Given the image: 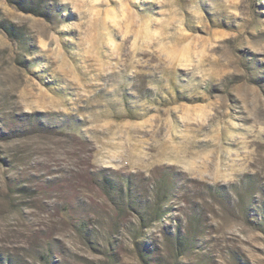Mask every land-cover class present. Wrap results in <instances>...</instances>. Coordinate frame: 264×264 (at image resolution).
I'll return each instance as SVG.
<instances>
[{
  "label": "rangeland",
  "instance_id": "1",
  "mask_svg": "<svg viewBox=\"0 0 264 264\" xmlns=\"http://www.w3.org/2000/svg\"><path fill=\"white\" fill-rule=\"evenodd\" d=\"M0 264H264V0H0Z\"/></svg>",
  "mask_w": 264,
  "mask_h": 264
},
{
  "label": "trees",
  "instance_id": "2",
  "mask_svg": "<svg viewBox=\"0 0 264 264\" xmlns=\"http://www.w3.org/2000/svg\"><path fill=\"white\" fill-rule=\"evenodd\" d=\"M105 183H106L105 184L106 188L109 191L116 193V189H118V188H117V185L112 182V180H106ZM118 187H119L120 191H122V193L120 194V197L122 199H124L125 197L130 198V191L128 189L125 192V191H123L124 188L122 187V185H120ZM166 200H167V192L166 193L162 192V190L157 192L156 199L154 200L153 205L151 207H149L150 209L148 211L141 213L142 220L143 219L147 220L148 216H150V215L156 216L158 219L164 217L165 216V211H164L165 209H163L164 208L163 206H164ZM151 225H152V223H150V221H147V226H151Z\"/></svg>",
  "mask_w": 264,
  "mask_h": 264
}]
</instances>
